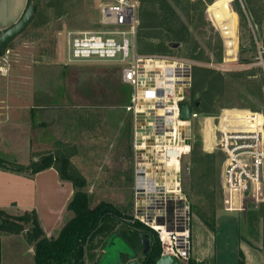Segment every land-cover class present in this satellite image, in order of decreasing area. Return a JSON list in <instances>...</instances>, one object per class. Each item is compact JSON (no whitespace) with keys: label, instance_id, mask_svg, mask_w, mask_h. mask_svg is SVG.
Returning a JSON list of instances; mask_svg holds the SVG:
<instances>
[{"label":"rangeland","instance_id":"1","mask_svg":"<svg viewBox=\"0 0 264 264\" xmlns=\"http://www.w3.org/2000/svg\"><path fill=\"white\" fill-rule=\"evenodd\" d=\"M110 1L31 0L35 16L9 45L14 67L0 78V112L21 108L31 124L15 127L14 120L0 116L5 122L0 123V162L30 168L53 157L62 167L58 159L65 158L72 173L86 181L83 190L91 209L107 202L132 219L136 127L127 107L133 91L122 81V64L69 59L70 39L99 30L101 7ZM167 1L152 23L146 15L152 9L139 0L135 49L143 57L184 59L193 65L189 92L192 100L199 94L202 117L192 125V151L182 162V188L192 217L193 255L187 264H239L240 259L264 264V202L226 207V156L216 145L212 120L203 121L222 109H234L223 115L230 122L252 121L250 112L264 117V0ZM165 14L167 22L158 26ZM172 42L181 47L171 49ZM108 246L106 264L118 250H128L119 238ZM104 253L100 244L95 260Z\"/></svg>","mask_w":264,"mask_h":264},{"label":"built area","instance_id":"2","mask_svg":"<svg viewBox=\"0 0 264 264\" xmlns=\"http://www.w3.org/2000/svg\"><path fill=\"white\" fill-rule=\"evenodd\" d=\"M139 8V0L105 3L100 11V29L70 39L69 59L122 64V81L133 91L127 111L135 121L136 157L147 147L154 148L152 163L136 162V201L129 221H139L154 231L162 246L161 257H174L187 264L193 255L192 217L182 188V162L192 151L190 130L202 113L194 107L189 92L193 72L190 62L143 57L136 52ZM13 67V51L8 46L0 55V78L7 77ZM185 105L191 109L189 120L182 118ZM227 110L234 109H222L219 116L203 121L206 125L207 120H212L216 145L226 156L225 205L237 210L246 202H264V117L250 112L252 121L247 118L230 122L226 116L223 118Z\"/></svg>","mask_w":264,"mask_h":264},{"label":"trees","instance_id":"3","mask_svg":"<svg viewBox=\"0 0 264 264\" xmlns=\"http://www.w3.org/2000/svg\"><path fill=\"white\" fill-rule=\"evenodd\" d=\"M141 2L143 6L147 5V8L149 6L152 9L153 12L146 14L152 23L157 20L158 11L161 12L163 5H169L167 0H141ZM167 20V15H163L158 26L161 24L164 26ZM53 160V157H49L42 166L35 163L30 168L12 167L0 162V168L30 175L55 168L61 180L71 182L74 187L73 200L68 206L69 211L74 213V217L66 224L58 238L49 239L44 234L35 210L21 215H10L0 210V233L20 235L27 231L26 236L29 242L35 246V264H87L88 261L92 264H106L103 258L108 253V245L112 238H119L126 245L128 250H119L124 253L122 262L126 264L140 252L141 235L148 233L154 236L156 244L143 264H156L161 257L162 246L154 231L139 221L135 223L129 221L130 218L124 217L123 213L110 203L104 202L91 209L88 195L83 190L86 181L72 173L69 160L58 159L61 160L62 167L55 165ZM119 222L123 223L121 227L118 226ZM99 236L106 237L107 240L96 243L95 240ZM100 244L105 253L96 261V250ZM239 264L246 263L240 259Z\"/></svg>","mask_w":264,"mask_h":264},{"label":"crops","instance_id":"4","mask_svg":"<svg viewBox=\"0 0 264 264\" xmlns=\"http://www.w3.org/2000/svg\"><path fill=\"white\" fill-rule=\"evenodd\" d=\"M29 3L30 0H0V34L19 21ZM11 107L8 106V111L0 112V116L7 121L14 120L15 127H24V122L27 125L30 115L27 116L28 113L21 108H16L15 112V108ZM4 120L1 119V122L5 123ZM1 137L0 135V139ZM74 193L72 183L61 180L55 168L34 175L0 168V210L10 215H21L35 210L44 234L49 239L58 238L66 224L74 217L73 212L68 210ZM228 214L230 215L227 216L235 217L233 212ZM240 248L245 250L244 245ZM26 260L28 264H35V246L29 242L26 234L2 233L0 264H25Z\"/></svg>","mask_w":264,"mask_h":264},{"label":"water","instance_id":"5","mask_svg":"<svg viewBox=\"0 0 264 264\" xmlns=\"http://www.w3.org/2000/svg\"><path fill=\"white\" fill-rule=\"evenodd\" d=\"M35 16V8L33 3H29L26 11L22 15V17L19 19V21L4 31L3 33L0 34V55L3 53V51L16 39L18 38L25 30L26 28L30 25L31 21L33 20ZM169 47L173 50H177L181 47L180 43L172 42L169 44ZM194 101V107L196 109H199L201 106L200 102V96L199 94H195L193 97ZM190 106L185 105L182 110V118L185 120H189L190 118ZM142 239V245L144 249V253H147L149 250V239L150 236L148 234H142L141 235ZM121 256V253L118 254ZM124 264L122 260L117 259L116 261L114 260L111 264ZM126 264H138L137 260L132 258L129 260ZM156 264H182L179 260H177L174 257H160Z\"/></svg>","mask_w":264,"mask_h":264},{"label":"flooded vegetation","instance_id":"6","mask_svg":"<svg viewBox=\"0 0 264 264\" xmlns=\"http://www.w3.org/2000/svg\"><path fill=\"white\" fill-rule=\"evenodd\" d=\"M145 234H148V233H145ZM149 236H150V239H149V250H148V252L147 253H144V249H143V245H142V239H141V242H140V244H141V250H140V252H138V254H137V256L134 258V259H136L137 260V262H138V264H143V262L145 261V259L147 258V256H148V254L151 252V250L153 249V247H154V245L156 244V239L154 238V236L152 235V234H148ZM121 253V256H119L118 254H120ZM123 255H124V253L123 252H120L119 250L117 251V256L114 258V259H112L113 261L115 260H117V258L118 259H120V260H122L123 261ZM139 255H140V258H139ZM104 257H106V256H104ZM119 264V263H118Z\"/></svg>","mask_w":264,"mask_h":264},{"label":"bare ground","instance_id":"7","mask_svg":"<svg viewBox=\"0 0 264 264\" xmlns=\"http://www.w3.org/2000/svg\"><path fill=\"white\" fill-rule=\"evenodd\" d=\"M184 129H185V127L181 128V130H184ZM213 130H214V126H213ZM208 131H209V129L206 128V132H208ZM153 153H154V148L153 147H147V151L145 153H139L137 155L136 162L137 163H145V162H147L149 164L152 163L153 162Z\"/></svg>","mask_w":264,"mask_h":264}]
</instances>
